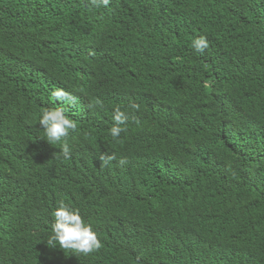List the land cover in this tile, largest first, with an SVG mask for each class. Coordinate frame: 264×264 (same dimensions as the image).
Listing matches in <instances>:
<instances>
[{"label": "trees", "instance_id": "obj_1", "mask_svg": "<svg viewBox=\"0 0 264 264\" xmlns=\"http://www.w3.org/2000/svg\"><path fill=\"white\" fill-rule=\"evenodd\" d=\"M61 200L98 251L48 243ZM0 264H264V0H0Z\"/></svg>", "mask_w": 264, "mask_h": 264}, {"label": "clouds", "instance_id": "obj_2", "mask_svg": "<svg viewBox=\"0 0 264 264\" xmlns=\"http://www.w3.org/2000/svg\"><path fill=\"white\" fill-rule=\"evenodd\" d=\"M91 4L99 7L100 4L107 6L109 0H90ZM193 47L199 52H203L208 47L206 37H199L193 41ZM53 99L74 103L75 97L68 91L58 88L52 93ZM114 126L110 129V135L118 138L124 130L121 125L126 122V115L119 109L113 114ZM38 125L43 129L42 136L49 144L54 145L68 137L70 130L76 128L75 122L65 114L63 107H53L43 109L38 118ZM71 148L67 142L61 144L60 154L62 157H69ZM107 164L112 157L103 158ZM124 163V161H120ZM52 233L49 244L52 247L59 245V249L68 250L70 253L90 254L101 248V242L92 226L84 221L78 209L73 208L64 201H59L52 212Z\"/></svg>", "mask_w": 264, "mask_h": 264}]
</instances>
